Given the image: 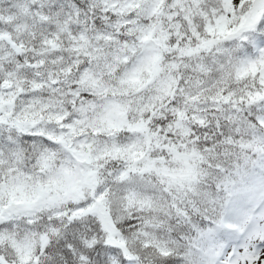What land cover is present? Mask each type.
Listing matches in <instances>:
<instances>
[{
    "label": "snow or ice",
    "instance_id": "obj_1",
    "mask_svg": "<svg viewBox=\"0 0 264 264\" xmlns=\"http://www.w3.org/2000/svg\"><path fill=\"white\" fill-rule=\"evenodd\" d=\"M0 264H264V0H0Z\"/></svg>",
    "mask_w": 264,
    "mask_h": 264
}]
</instances>
